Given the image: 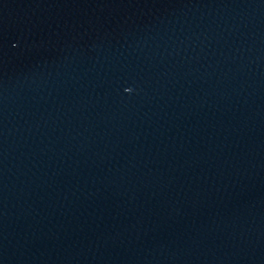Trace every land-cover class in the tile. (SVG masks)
Masks as SVG:
<instances>
[{
    "label": "water",
    "instance_id": "1",
    "mask_svg": "<svg viewBox=\"0 0 264 264\" xmlns=\"http://www.w3.org/2000/svg\"><path fill=\"white\" fill-rule=\"evenodd\" d=\"M0 264H264V0H0Z\"/></svg>",
    "mask_w": 264,
    "mask_h": 264
}]
</instances>
